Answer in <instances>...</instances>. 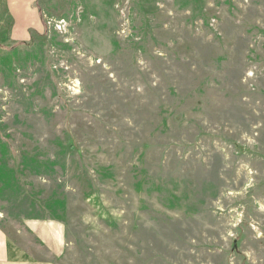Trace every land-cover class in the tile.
Masks as SVG:
<instances>
[{"label":"rangeland","instance_id":"rangeland-1","mask_svg":"<svg viewBox=\"0 0 264 264\" xmlns=\"http://www.w3.org/2000/svg\"><path fill=\"white\" fill-rule=\"evenodd\" d=\"M0 227L53 264H264V0H0Z\"/></svg>","mask_w":264,"mask_h":264},{"label":"crops","instance_id":"crops-1","mask_svg":"<svg viewBox=\"0 0 264 264\" xmlns=\"http://www.w3.org/2000/svg\"><path fill=\"white\" fill-rule=\"evenodd\" d=\"M25 228L38 241L45 244L51 254L58 257L61 255L60 247L63 246L64 233L61 224L54 221L27 220ZM8 234L7 231L0 227V264H53L49 261L28 258L27 252L20 247L21 252L18 254L16 249L13 248L12 239H10L11 237Z\"/></svg>","mask_w":264,"mask_h":264}]
</instances>
